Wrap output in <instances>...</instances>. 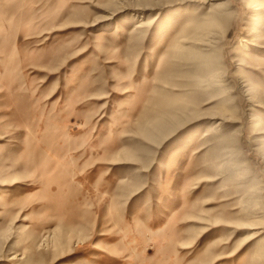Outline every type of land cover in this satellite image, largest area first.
Wrapping results in <instances>:
<instances>
[{"label": "rangeland", "instance_id": "rangeland-1", "mask_svg": "<svg viewBox=\"0 0 264 264\" xmlns=\"http://www.w3.org/2000/svg\"><path fill=\"white\" fill-rule=\"evenodd\" d=\"M0 264H264V0H0Z\"/></svg>", "mask_w": 264, "mask_h": 264}, {"label": "bare ground", "instance_id": "bare-ground-1", "mask_svg": "<svg viewBox=\"0 0 264 264\" xmlns=\"http://www.w3.org/2000/svg\"><path fill=\"white\" fill-rule=\"evenodd\" d=\"M13 122V121H12ZM15 122V121H14ZM19 124L17 122H15L14 126L11 128H5V130L3 132H5L6 130L10 129V133H15L16 132V128ZM9 131V130H8ZM15 131V132H13Z\"/></svg>", "mask_w": 264, "mask_h": 264}]
</instances>
